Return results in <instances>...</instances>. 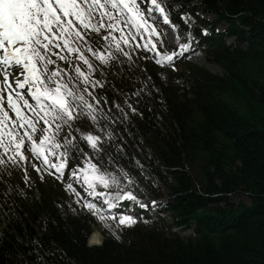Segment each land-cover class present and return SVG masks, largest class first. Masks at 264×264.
I'll return each mask as SVG.
<instances>
[{
  "label": "trees",
  "instance_id": "trees-1",
  "mask_svg": "<svg viewBox=\"0 0 264 264\" xmlns=\"http://www.w3.org/2000/svg\"><path fill=\"white\" fill-rule=\"evenodd\" d=\"M165 2L182 37L188 27L181 21L185 11L195 21L196 39L203 27L196 10L214 12L218 20L230 22L226 32L207 38L213 61L225 73L214 74L188 61L160 67L144 59L149 54L142 50L133 55L131 65L121 57L105 68L92 58L94 75L104 83L98 91L109 100L122 103V93L147 83L135 98L139 103L133 102L137 112L129 111L127 130L122 118L123 126L113 127L115 137L121 131L127 138L113 142L123 147L126 157L102 144L103 153L93 156V162L111 167L106 162L111 156L145 188L147 198L167 199L171 223L164 218L137 220L122 228L119 240L103 228V243L89 246L98 220L79 208L60 180L49 173L41 180L22 167L0 166V217L5 223L2 228L0 220V264H21L17 255L24 258L23 264H33L36 257L30 251H39L47 264H264V0ZM177 4L179 10L173 7ZM227 35L236 36L234 45L226 44ZM157 47L171 50L165 41ZM80 66L87 69L82 62ZM112 66L117 70L111 71ZM74 124L82 133L97 134L85 121ZM131 142L147 147L149 162L136 154ZM75 143L92 155L85 140ZM135 160L143 171L134 166ZM69 161L71 166L80 163ZM240 193L248 195L250 204L232 200ZM57 205L65 211L70 205L78 214L62 215ZM172 225L194 227L195 235L183 237Z\"/></svg>",
  "mask_w": 264,
  "mask_h": 264
},
{
  "label": "snow or ice",
  "instance_id": "snow-or-ice-1",
  "mask_svg": "<svg viewBox=\"0 0 264 264\" xmlns=\"http://www.w3.org/2000/svg\"><path fill=\"white\" fill-rule=\"evenodd\" d=\"M173 7L179 10L181 5ZM170 11L165 0H0V76L3 77L0 79V166L23 167L27 145L40 162L33 167L41 173V179L43 172H47L64 183L69 157L73 152L82 154L80 163L69 170L65 189L81 210L96 217L117 240L118 229L137 223V217L130 214L133 206L148 210L149 205L141 199L147 198L148 193L125 167L114 164L111 156V167L101 168L93 162V156L102 155V144L111 145L122 157L126 153L120 144L113 143L117 119L94 95V90L103 88L104 83L95 78L96 67L85 53L103 65L121 57L131 65L133 55L142 50L149 54L144 59L151 58L161 67L174 68L176 60L194 51V43L198 46L199 41L192 35L195 23L192 15L187 11L181 15L188 25L182 37L179 25L169 18ZM159 17L176 33L177 46L172 51L157 47L164 45L155 23ZM203 32L207 35L206 29ZM92 34L101 37L103 50L93 47ZM182 39L186 42H180ZM73 58L77 63H72ZM57 60L68 63L72 71L61 68ZM80 62L87 71L82 70ZM160 76L166 79L163 73ZM146 89L147 83H142L134 92L122 93V103L113 101L126 130L131 124L129 111L137 112L133 102L139 103L135 98ZM103 99L107 104V97ZM82 115L90 118L101 133H81L92 155L83 152L75 143L76 137L71 135L74 122ZM65 128L68 134L61 140L59 136ZM37 133H40L38 139ZM134 166L144 170L139 160H135ZM74 185H79L86 195ZM152 186L156 188L158 184L153 181ZM124 201L129 202L126 208L121 207ZM150 203L151 211L155 212L157 201ZM57 208L65 216L67 212L78 214L70 205L67 211L63 205ZM8 215L15 218L16 214L9 211ZM140 219L149 222L142 215ZM31 243L44 247L38 240ZM29 254L36 257L33 264H47L39 251ZM44 255L52 252L45 251ZM15 259L24 262L22 256Z\"/></svg>",
  "mask_w": 264,
  "mask_h": 264
},
{
  "label": "rangeland",
  "instance_id": "rangeland-1",
  "mask_svg": "<svg viewBox=\"0 0 264 264\" xmlns=\"http://www.w3.org/2000/svg\"><path fill=\"white\" fill-rule=\"evenodd\" d=\"M144 6L147 7L146 5L142 4V7H144ZM160 18L162 19V17H160ZM199 18L201 20H203V21L206 20V21H214V22H216L217 16H216V14L208 13V14H204V16H200ZM223 20H220V21L216 22L214 30H213V28L211 29L210 25L206 24L207 26H205V29L207 30V36L211 35V33H213V31H215L217 33L224 32L227 29V27L229 26V23L227 21H223ZM156 27L159 28V30H160V32H162V34H163L164 31L165 32L167 31V33L171 37L170 39L172 41V43H171V42L166 40L168 42V44L172 45L173 47L177 46V41L175 39L176 33L171 29V27L169 25H166L164 23H161L159 25V24L156 23ZM178 31L180 32V30H178ZM202 34L205 35L204 32H202ZM163 36H164V34H163ZM207 36H205L206 37L205 39H207ZM164 38H165V36H164ZM235 39L236 38L234 36H232V37L231 36H226V43L228 45H232L235 42ZM209 50H210V45L208 43H203V44L200 45V47L194 46V51H192L191 53H186L185 54V58L187 60L191 61L195 65H198L200 67L208 69L210 72H212L214 74L223 75L225 73L224 69L221 66H219L216 62L213 61ZM69 71L71 72L72 70H69ZM73 75H74V73H73ZM12 79H13V77L10 76L9 80L11 81ZM98 99H100L101 105L105 106L107 108V110L108 109L111 110V112H110L111 116L114 119H117V122H118L117 109L115 107H113V105L112 106L109 105L108 102H107V104H105L103 98L100 97ZM80 118L84 119V120H87L88 122H91L90 118H88L85 115L80 116ZM94 128L97 130L96 127H94ZM76 129H78V128H73L71 133H73L74 135H78L80 137L82 132H81L80 129H79V131H77ZM117 136L120 139H122V140L126 139L125 135L122 134V133L117 134ZM132 148L136 152V154H138L142 159H144V160L148 159L149 152H148L147 147H145L144 145H141V144H134ZM25 156H26V160L23 161L22 164L24 165V167L26 169V172H30V173L37 172L36 168L33 167V165L35 164V165L39 166V162H38V160H36L34 158L32 153L30 152V150H28L27 148L25 149ZM37 175L41 178V173L37 172ZM43 178H44V172H43ZM64 181L66 183L67 179H65ZM74 186L76 187L77 185H74ZM81 193L84 194L82 188H81ZM84 195H86V194H84ZM232 200L235 203H243V204H250V202H251L250 198L248 197V195L243 194V193L236 194V195L232 196ZM161 203H164V202H157V204H161ZM122 206H126V205L124 204V205H121V207ZM136 209H137V206H135L134 211H136L137 214H139L138 213L139 211L136 210ZM156 212L161 213L163 211H160L159 209H156ZM161 214L164 215L167 219L171 218V215L169 213L166 214V213L163 212ZM100 223H101V225H103L102 222H100ZM107 223H112V222L108 221ZM177 229H178V232L184 237L192 236V234H193L192 228L191 229L190 228L189 229H183V228L179 227ZM95 231L101 233L98 228H96ZM117 234L120 235L119 229L117 230ZM92 237H93V235H92ZM103 238H104V236H103V234H101V240H103Z\"/></svg>",
  "mask_w": 264,
  "mask_h": 264
},
{
  "label": "bare ground",
  "instance_id": "bare-ground-1",
  "mask_svg": "<svg viewBox=\"0 0 264 264\" xmlns=\"http://www.w3.org/2000/svg\"><path fill=\"white\" fill-rule=\"evenodd\" d=\"M156 23L160 25L161 23H163V20L159 17V18L157 19ZM163 33H164L166 39H167L169 42L172 43V41H171V39H170L171 37L169 36V34L167 33V31H166V32L164 31ZM101 241H102V240H101V234H100L99 232L95 231L94 234H93V237H92L91 242H93V243H100Z\"/></svg>",
  "mask_w": 264,
  "mask_h": 264
}]
</instances>
